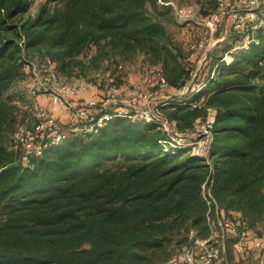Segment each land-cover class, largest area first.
<instances>
[{"label": "trees", "instance_id": "obj_1", "mask_svg": "<svg viewBox=\"0 0 264 264\" xmlns=\"http://www.w3.org/2000/svg\"><path fill=\"white\" fill-rule=\"evenodd\" d=\"M208 1L204 14L217 6ZM33 2L0 0V264H167L191 229L201 238L210 234L205 182L220 217L261 233L264 24L247 48L233 50L242 36L234 34L209 52L198 70V92L159 105L180 131L216 109L212 166L187 148L163 149L159 140L166 135L154 123L124 117L24 164L7 147L26 115L10 93L11 83L24 77L23 52L43 45L75 56L90 44L142 52L162 66L170 91L196 66L167 29L171 10L157 0H44L32 13ZM258 12L264 19V0ZM210 213L216 222L214 203Z\"/></svg>", "mask_w": 264, "mask_h": 264}, {"label": "built area", "instance_id": "obj_2", "mask_svg": "<svg viewBox=\"0 0 264 264\" xmlns=\"http://www.w3.org/2000/svg\"><path fill=\"white\" fill-rule=\"evenodd\" d=\"M215 1L216 8L204 14L201 6L181 5L176 0H157V4L169 8L179 22L201 24L206 34L205 38L190 45L189 61L201 50L197 57L198 66H195L191 77L182 87L173 90L174 95L168 92L169 84L160 64L144 63L147 75L145 87L133 83L124 92L118 85V79H128L127 73L123 75L126 69L122 64L118 65V73H122V76L109 73L106 81L111 85L104 89V83L97 77L68 80L49 59L33 60L23 52L21 61L24 77L21 91L24 99H16L14 103L19 114L26 115L10 135L8 149L20 152L26 164L30 155L39 156L49 146L61 145L81 134L96 133L106 121L113 117H124L154 123L166 135L159 140L163 149L187 148L191 154L202 157L212 166L209 152L215 135L216 109L208 108V114L203 120L198 118L190 129L180 131L177 121L169 118L159 105L169 104L173 99L184 100L200 90L203 82L198 70L208 59L209 52L225 39L224 36H215L223 17L230 16L235 34L242 35L233 50L247 48L254 40L255 29L264 23L258 12L263 0ZM224 59L230 62L231 54L226 53ZM202 187L209 205L207 220L210 234L201 238L191 229L179 255L168 264H237L229 261L226 256L227 241L230 238L233 251L243 256L258 251L261 256L254 264H264V230L258 233V230L249 228L243 221L220 217L207 183ZM212 203L215 204L216 222L210 213Z\"/></svg>", "mask_w": 264, "mask_h": 264}, {"label": "rangeland", "instance_id": "obj_3", "mask_svg": "<svg viewBox=\"0 0 264 264\" xmlns=\"http://www.w3.org/2000/svg\"><path fill=\"white\" fill-rule=\"evenodd\" d=\"M44 0H34L31 6L30 12L35 13L38 4ZM181 5L188 6H201L209 5L208 0H176ZM172 12V11H171ZM233 19L230 16L223 17L220 25L217 27L215 36L222 37L225 39L223 42L231 43V37L236 33L233 29ZM264 24V23H263ZM167 29L172 36V38L183 47L184 50L189 52V47L191 44L195 43L198 39L205 38V29L201 24L193 22H179L174 14L172 13V19L170 22L166 23ZM68 49L64 48H55L49 49L46 46H41L40 48L32 49L29 53V57L33 60H44L49 59L57 69H60L61 65H65V72H61L63 77L68 80L71 79H95L99 78L103 84L104 89L110 87V82L106 81L109 73L117 74L118 65L122 64L126 71L123 73L128 74V81L121 80L118 84L123 91H127L130 85L133 83L137 86L145 87L146 85V69L144 63L149 62L147 57L142 52L135 53H121L116 50H97L95 44H90L85 47V49L80 52L78 55L69 56L65 51ZM201 54V50H198L195 54V57L191 60L192 63L197 65V57ZM144 64V65H143ZM145 66V67H144ZM207 71V70H205ZM118 76H122V73H118ZM23 76L18 77L10 85V93L16 99H24V94L21 91V83ZM133 86V85H132ZM174 95V91H168ZM181 97L182 95H175L174 97ZM122 97H125L122 95ZM14 102V101H13ZM26 114V113H24ZM214 114V113H213ZM206 117V116H205ZM203 120V117L199 118ZM19 120V119H18ZM20 122V121H19ZM18 122V123H19ZM17 123V124H18ZM180 250L178 251L179 255ZM176 255V256H177ZM226 256L227 258L237 264H254L256 260H259L261 254L258 251H252L248 256H243L239 253L233 251L232 246L226 247ZM168 264V263H167Z\"/></svg>", "mask_w": 264, "mask_h": 264}]
</instances>
